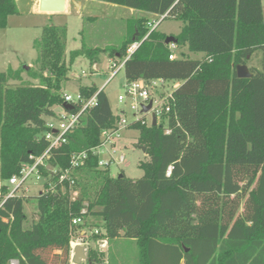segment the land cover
<instances>
[{
    "label": "trees",
    "instance_id": "1",
    "mask_svg": "<svg viewBox=\"0 0 264 264\" xmlns=\"http://www.w3.org/2000/svg\"><path fill=\"white\" fill-rule=\"evenodd\" d=\"M182 22L174 35L200 58L169 59L168 37L150 29L146 16L130 19L119 47H87L64 58L65 26L47 25L34 40L38 71L30 68L0 72V264H69L70 238L86 222L74 217L99 216V233L92 242L123 236L134 239L136 264H264V16L262 0H101ZM16 0H0V28L17 14ZM137 48L124 61L126 82L142 78L179 80L174 112L155 125L138 121L137 144L148 159L138 164L143 174L112 176L109 166L97 167V156L74 170V183H58L70 154L101 142V133L114 124L106 93L94 85L79 86L96 103L52 148L38 166L48 179L35 196H7L8 180L24 164H33L48 147L46 118L63 104L69 65L78 56L90 64L101 53L122 60L133 42ZM257 52L259 67L239 78L237 65H247ZM25 70L38 84L11 86V77ZM165 118V119H164ZM168 128L169 133L164 129ZM17 187L15 193L19 190ZM73 192H76L73 195ZM34 198L36 219L26 225L24 204ZM74 232V233H73ZM89 240V241H90ZM88 258L96 260L87 245ZM100 255L102 252H99ZM90 254V255H89Z\"/></svg>",
    "mask_w": 264,
    "mask_h": 264
},
{
    "label": "rangeland",
    "instance_id": "2",
    "mask_svg": "<svg viewBox=\"0 0 264 264\" xmlns=\"http://www.w3.org/2000/svg\"><path fill=\"white\" fill-rule=\"evenodd\" d=\"M261 2L264 16V0ZM36 3L37 0H16L18 13L9 15L6 27L0 28V72L8 69L12 71L19 68L24 69L25 66L33 71H38L37 49L33 42L40 38L42 28L47 25L53 24L66 28L64 51L66 64H69V52L80 48L82 43L92 48L119 47L127 36V23L136 17L146 16L148 20L156 21V29L168 36L178 34L182 26L180 20L171 16L165 17V13H147L101 0H67L68 5L64 11L50 14L40 11ZM162 15L164 18H160ZM180 49L190 58H200L201 56L189 52L186 46H182ZM261 60L262 54L257 52L249 59L247 66L259 67ZM114 63L116 66H113ZM118 65L119 60L108 57L105 53L100 54L99 62L95 65L90 64L85 56L76 57L69 65V79L65 82L63 93L73 95L78 91L79 86L94 85L106 93L110 108L116 115V121L121 118L117 117V115H121V109H124L125 116L129 119L132 112L129 109L128 100L124 104L117 101V96L124 94L125 91L126 80L123 68H119L114 75H111ZM25 70L19 73V78H9L8 84L11 86L38 84L39 80L32 78ZM54 110L59 113V106L54 107ZM46 121L55 123V120L49 117L46 118ZM137 137L138 130L121 127L117 136L112 140L114 146L106 145L105 148L114 159V162L109 165L112 176L120 174L129 178L142 176L143 171L138 164L146 161L148 157L137 144ZM120 155H123L124 159L117 163ZM101 158L107 159L108 154L104 152L101 154ZM43 182L42 178L37 179L36 174L31 173L21 184L18 194L35 196L41 191ZM4 183L5 181L0 178V195L3 194L1 186ZM8 186L10 191L15 187L11 184ZM35 205L34 198H30L24 204L27 215L26 225L37 218ZM85 219L90 227L100 228L101 217L88 215ZM88 245L94 249L98 259L90 261L86 250V259L79 264H136L137 246L134 239L123 236L114 238L110 240L109 244L107 243L103 251L99 249L96 241L90 240ZM99 252H102L101 255Z\"/></svg>",
    "mask_w": 264,
    "mask_h": 264
},
{
    "label": "built area",
    "instance_id": "3",
    "mask_svg": "<svg viewBox=\"0 0 264 264\" xmlns=\"http://www.w3.org/2000/svg\"><path fill=\"white\" fill-rule=\"evenodd\" d=\"M165 16V15H164ZM162 15L160 18H164ZM156 21L149 20L148 26L150 29H154L156 27ZM139 42L135 41L126 49V55L122 60L119 61V65L111 75L119 69L123 67L124 61L131 55V53L137 48ZM169 48V59L180 58L184 59L187 57L186 53L183 52L175 42L167 43ZM95 65V64H94ZM113 66H116L114 63ZM180 84L179 80H165L162 78H153L149 80H144L142 78L133 80L131 82H126L124 94L117 96L118 103H126L128 100V106L131 110L132 114L129 119L125 116L124 109H121L119 118L113 124V126L104 129L101 133V142L90 149H84L80 151H74L70 154L69 157V166L63 170H60L57 181L58 183L67 182L69 185L74 183V179L72 177V173L74 170L81 167L88 159L89 155L97 156V167L105 168L110 165L111 162H114L111 154L105 148L107 144L114 146L113 139L117 136V133L121 127H128L129 123L132 121H138L142 116L145 117L144 120L141 121L142 124H151L152 123V115L156 117V124L162 122L163 117L169 115L171 112H174V96L173 92ZM63 103H68L72 106L71 109L63 108V104L59 106L60 111L53 118L55 123L47 122V126L49 130L45 132V139L48 142V147L44 151V153L35 158L33 164H24L20 170L18 175H13L9 178V184L15 186L14 189L9 191L7 196H13L15 194V190L17 187H20L21 184L25 181V179L31 174L35 173L36 178H42L44 182L48 179L45 176H42L38 172V166H43L45 169L56 172L57 169L47 164L45 161L49 157V152L52 148H58L62 143L66 142V134L74 129L79 123L85 111L89 108L93 107L96 103V97L93 94L90 97H84L79 91L75 94L70 93H62ZM151 102L150 109L145 113L142 112V106L148 105ZM165 119V118H164ZM165 133H169L170 130L168 128L164 129ZM106 152L108 154L107 159H102L101 154ZM124 159L123 155H120L117 163L122 162ZM43 182V183H44ZM43 189V185H42ZM41 189V191H42ZM40 191V192H41ZM75 195L76 192H73ZM86 213L85 209L81 210V215L74 217L71 221L72 225H80L86 222L84 214ZM74 233V232H73ZM99 229L96 227H88L81 228L77 231L76 234H71L70 238V259L69 263L72 262L73 248L80 244L84 245L85 249L89 244L90 237L93 234H98ZM96 244L101 251L107 245L106 238H100L96 240ZM8 264H18L16 259H11Z\"/></svg>",
    "mask_w": 264,
    "mask_h": 264
},
{
    "label": "water",
    "instance_id": "4",
    "mask_svg": "<svg viewBox=\"0 0 264 264\" xmlns=\"http://www.w3.org/2000/svg\"><path fill=\"white\" fill-rule=\"evenodd\" d=\"M66 0H38V9L42 12L55 13L62 12L65 9ZM175 38L173 36H168L165 39V43L174 42ZM24 69H28V66H25ZM236 74L239 78H247L251 75L247 65H237ZM63 108L71 109L72 106L68 103H63ZM151 107V102L148 105L142 106V112H147ZM152 125L156 124V117L152 115ZM143 152H145V147L140 146ZM121 175V174H120ZM119 175V176H120ZM86 259V249L84 245H76L73 248L72 262L74 264H79L82 260Z\"/></svg>",
    "mask_w": 264,
    "mask_h": 264
},
{
    "label": "crops",
    "instance_id": "5",
    "mask_svg": "<svg viewBox=\"0 0 264 264\" xmlns=\"http://www.w3.org/2000/svg\"><path fill=\"white\" fill-rule=\"evenodd\" d=\"M37 4H38V0H37L36 5H37ZM67 5H68V4H67V0H66V3H65V9L67 8ZM147 13H148V12H147ZM49 14H50V13H49ZM197 55H201V54H197ZM201 56H202V55H201ZM201 56H200V57H201Z\"/></svg>",
    "mask_w": 264,
    "mask_h": 264
}]
</instances>
